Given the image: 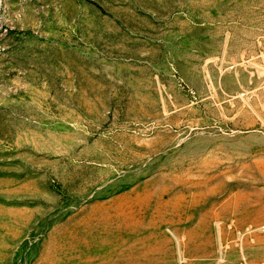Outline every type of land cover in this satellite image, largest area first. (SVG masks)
<instances>
[{
	"label": "rangeland",
	"instance_id": "1",
	"mask_svg": "<svg viewBox=\"0 0 264 264\" xmlns=\"http://www.w3.org/2000/svg\"><path fill=\"white\" fill-rule=\"evenodd\" d=\"M0 264H264V0H0Z\"/></svg>",
	"mask_w": 264,
	"mask_h": 264
}]
</instances>
